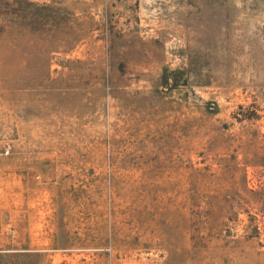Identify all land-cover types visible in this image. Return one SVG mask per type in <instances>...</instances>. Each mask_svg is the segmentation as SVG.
I'll use <instances>...</instances> for the list:
<instances>
[{
  "label": "rangeland",
  "instance_id": "obj_1",
  "mask_svg": "<svg viewBox=\"0 0 264 264\" xmlns=\"http://www.w3.org/2000/svg\"><path fill=\"white\" fill-rule=\"evenodd\" d=\"M0 264H264V0H0Z\"/></svg>",
  "mask_w": 264,
  "mask_h": 264
}]
</instances>
